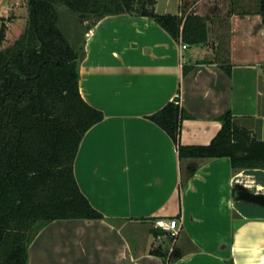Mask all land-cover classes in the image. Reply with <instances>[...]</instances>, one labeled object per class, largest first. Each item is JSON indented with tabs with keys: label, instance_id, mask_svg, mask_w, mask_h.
<instances>
[{
	"label": "crops",
	"instance_id": "1",
	"mask_svg": "<svg viewBox=\"0 0 264 264\" xmlns=\"http://www.w3.org/2000/svg\"><path fill=\"white\" fill-rule=\"evenodd\" d=\"M155 1L157 12L174 14L184 2ZM240 3L247 12L229 18L232 74L214 59L201 62L211 31L208 42L183 49L148 16L125 13L86 32L80 89L105 119L85 134L75 173L106 217L49 223L30 245V264H165L150 253L154 243L168 249L172 264H264V167L181 159L169 134L147 118L181 89L192 115L182 123L183 144L210 143L228 111L264 141V21L256 0ZM184 64L194 65L187 75ZM158 217L179 220L174 241L155 227Z\"/></svg>",
	"mask_w": 264,
	"mask_h": 264
},
{
	"label": "trees",
	"instance_id": "2",
	"mask_svg": "<svg viewBox=\"0 0 264 264\" xmlns=\"http://www.w3.org/2000/svg\"><path fill=\"white\" fill-rule=\"evenodd\" d=\"M155 0H3L0 5V264H30V245L59 219H100L82 190L75 161L89 129L105 119L80 89L85 42L76 48L59 24V5L88 21L86 32L107 15L148 16L175 40L209 41L215 19L226 21L246 5L240 0H184L180 14L160 13ZM240 9V10H239ZM253 9V8H252ZM255 10L264 21V0ZM216 53H218L216 51ZM226 56L215 60L232 74ZM201 62H212L203 60ZM194 65L184 64L183 75ZM192 115L173 100L147 116L172 138L179 157H229L234 168L264 167V141L228 111L208 144L181 142L183 120ZM194 172V169H193ZM156 234L158 232H155ZM169 241L172 238L169 237ZM150 253L172 264L168 249L155 243Z\"/></svg>",
	"mask_w": 264,
	"mask_h": 264
},
{
	"label": "rangeland",
	"instance_id": "3",
	"mask_svg": "<svg viewBox=\"0 0 264 264\" xmlns=\"http://www.w3.org/2000/svg\"><path fill=\"white\" fill-rule=\"evenodd\" d=\"M58 8L60 12V26L74 46L80 49L86 36V25L88 24V21L81 22L79 13L73 12L63 5H59ZM160 10H162V8ZM210 27L212 35L209 49L211 52L207 54L205 59L219 60L226 56L228 51L229 28L226 21L219 20L218 18L215 19V22H213ZM216 51L218 53H216Z\"/></svg>",
	"mask_w": 264,
	"mask_h": 264
},
{
	"label": "built area",
	"instance_id": "4",
	"mask_svg": "<svg viewBox=\"0 0 264 264\" xmlns=\"http://www.w3.org/2000/svg\"><path fill=\"white\" fill-rule=\"evenodd\" d=\"M182 48L188 47L187 43L182 42ZM154 225L156 228H160L165 232L166 236H169L174 241L180 233L181 225L176 217H158L155 219ZM161 236H155L156 240H160Z\"/></svg>",
	"mask_w": 264,
	"mask_h": 264
}]
</instances>
